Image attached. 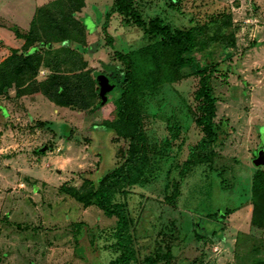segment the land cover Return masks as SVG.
<instances>
[{"label": "rangeland", "instance_id": "374dc122", "mask_svg": "<svg viewBox=\"0 0 264 264\" xmlns=\"http://www.w3.org/2000/svg\"><path fill=\"white\" fill-rule=\"evenodd\" d=\"M41 1L39 6L40 0H0V67L15 51L23 54L31 34L29 53L41 61L37 75L17 66L12 72L0 69V109L8 110L10 125L19 128L8 142L0 141L6 147L13 142L10 149L0 146V155L11 151L0 157V258L2 264H113L121 255L118 220L97 207L84 208L67 192L83 190L86 178L97 182L122 164L125 141L102 127L88 132L86 116L124 96L127 67L116 53L134 58L138 77L145 79L153 63L144 52L161 36L149 34L134 17L115 14L108 21L114 0H85L86 7L74 15L66 0ZM133 5L147 25L160 17L175 30H200L207 44L193 54V71L218 66L211 77L215 122L227 120L229 128L222 142L209 143L198 123L202 78L197 75L134 89L151 166L145 183L118 199L134 222L139 263L263 262L264 228L253 218V180L264 169V0H135ZM229 18L233 25L220 32ZM218 32L222 39L211 41ZM226 37H234L236 45ZM53 75L71 79L60 104L37 86ZM21 96L49 100L34 111L32 125L25 116L10 115ZM26 136L31 147L15 150V139L24 144ZM178 190L173 205L168 199Z\"/></svg>", "mask_w": 264, "mask_h": 264}, {"label": "trees", "instance_id": "16d2710c", "mask_svg": "<svg viewBox=\"0 0 264 264\" xmlns=\"http://www.w3.org/2000/svg\"><path fill=\"white\" fill-rule=\"evenodd\" d=\"M66 1L73 15L81 12L86 7L85 0ZM134 2L135 0H114L113 8L107 15V20L109 21L115 14L134 17L138 25L146 29L149 34H159L161 36V42L149 51L146 50L144 52L146 57H150L151 63H153L152 70L145 76V79H141L138 77L139 73L136 69L134 58L129 55L116 53L118 59L123 61L127 67V83L124 96L111 105L97 107L92 111H88L86 116V129L88 132L95 127H102L116 132L119 139L125 141L120 151L123 159L122 164L109 171L97 182L86 178L83 190L67 192L70 197L83 205L84 208L97 207L107 217L118 220L116 237L121 255L113 264H140L135 247L134 222L126 203H122L118 199L119 195L129 196L133 194L135 187L145 183V173L151 166L145 124L138 96H136L134 89L137 91L143 87V83H145L144 86H147V88L156 89L159 84L175 83L185 79L187 76L197 75L202 78V87L196 95L200 102L199 109L202 112L198 123L203 127L210 144H218L223 141L224 137L229 135L227 120H222L219 124L215 122L217 117V98L215 90L211 86V77L212 74L218 71V66L209 64L204 70L193 71L196 62L193 54H197L207 44V41L203 40L200 30H175L160 17L153 19L147 25L141 15L135 10ZM232 25L233 22L229 18V20L223 22L220 32L223 33V30L230 28ZM108 26L109 23L107 22L103 27L105 33L108 32ZM202 29L206 30L207 28ZM222 33L218 32L216 37L209 39L211 41L220 40L222 39ZM108 40L112 46L113 40L111 37ZM225 40L230 42L232 46L236 45L234 37H226ZM32 46L31 34L27 37L23 54L19 55L18 51H15L0 69L3 68L4 71L12 72L17 66L20 71L27 72L32 70L33 74L37 75L41 67V61L38 54L29 53V49ZM35 52L38 53V49ZM85 78L86 76L83 75L82 79ZM70 81V77L62 78L53 75L49 76L45 82L38 85L36 83V85L46 88L47 91L44 92L46 97L60 104L58 101L66 95L64 93L67 90L65 85H70ZM152 83L156 85L154 86ZM179 193V190L176 191L168 199L171 204L174 205L176 203L180 196ZM253 203L254 222L264 228V169H260L253 180ZM149 262L155 263L151 260ZM2 263V259H0V264ZM257 264H264V261Z\"/></svg>", "mask_w": 264, "mask_h": 264}, {"label": "crops", "instance_id": "0c3cea01", "mask_svg": "<svg viewBox=\"0 0 264 264\" xmlns=\"http://www.w3.org/2000/svg\"><path fill=\"white\" fill-rule=\"evenodd\" d=\"M42 3L43 2L40 0L39 6L42 5ZM44 99H46V101H49L46 97L44 98L43 96H21L19 98L17 97V100H15L14 103L12 104L13 105V111H11V114H10L11 117H22L23 118L25 116V117H27L29 119V123H31V125H32V122H33V118L32 117L34 116L33 115L34 111H38V110L40 111V106H42V103L45 101ZM52 108H54L53 112H55V111L58 112L59 111V108L56 107L55 105H54V107L52 106ZM9 113L10 112H8V110H6L5 108H1L0 109V126H1V123H3L6 126V128H3L2 130H0V139H1L0 141H7L8 142V138L9 137H11V136L15 137L13 130L19 131V128L15 129L13 125H10L11 124L10 123L11 120H9V119H11V118H8ZM39 114H41V113L39 112ZM22 120L25 121V123H26L27 119H22ZM7 125H8V127H7ZM31 125H28V126H31ZM29 138L30 137L26 136V140H25L24 144H21V141H17V139H15L16 140L15 141L16 145H18L15 150L19 149L21 146H22V148L24 150L30 148L31 145H30V140H28ZM12 144H13L12 140L10 141V144H9L10 146L8 145L7 147L6 146H2V144L0 142V146H2L3 148L5 147L6 149L8 147L10 149ZM4 154H9L10 155L11 151L10 152H6V153H2L0 155V157H2V155H4ZM12 157L16 158L17 156L15 155V156H12ZM12 161H13V164H11V166H12V168H15V165H17V160L12 159ZM1 238L2 237H0V239Z\"/></svg>", "mask_w": 264, "mask_h": 264}, {"label": "water", "instance_id": "95a60500", "mask_svg": "<svg viewBox=\"0 0 264 264\" xmlns=\"http://www.w3.org/2000/svg\"><path fill=\"white\" fill-rule=\"evenodd\" d=\"M255 165H256L257 167H261V166L263 165V163L255 162Z\"/></svg>", "mask_w": 264, "mask_h": 264}]
</instances>
